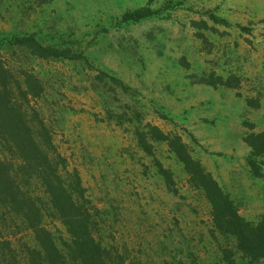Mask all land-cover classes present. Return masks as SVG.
<instances>
[{
  "label": "rangeland",
  "instance_id": "obj_1",
  "mask_svg": "<svg viewBox=\"0 0 264 264\" xmlns=\"http://www.w3.org/2000/svg\"><path fill=\"white\" fill-rule=\"evenodd\" d=\"M144 8L154 14L123 21ZM14 35L83 57L2 52L9 68L44 84L34 106L99 213L102 244L126 263L224 264V250L241 263L167 143L146 137L147 155L138 135L154 127L179 137L242 218L264 219V156L257 175L244 143L264 132V0H0V37ZM100 72L126 90H112ZM211 74L232 87L198 84ZM47 227L65 237L57 222Z\"/></svg>",
  "mask_w": 264,
  "mask_h": 264
},
{
  "label": "trees",
  "instance_id": "obj_2",
  "mask_svg": "<svg viewBox=\"0 0 264 264\" xmlns=\"http://www.w3.org/2000/svg\"><path fill=\"white\" fill-rule=\"evenodd\" d=\"M44 4L47 0H34ZM154 13L148 8L127 12L124 22L137 23ZM12 50L42 61H75L83 58L69 48L45 45L35 35L0 37V264H141L124 262L100 239L99 213L85 196L77 171H68L52 133L34 102L44 95V84L33 73L14 71L2 59ZM107 77L100 72L99 80ZM112 90L124 85L107 77ZM106 80V79H105ZM198 84L231 88L230 78L211 74ZM122 119L121 117L118 118ZM139 134L138 145L152 153L151 142L167 143L182 164L189 182L199 189L211 207L215 230L235 241L242 264H264V219L252 223L237 208L213 177L193 160L179 137L170 139L156 128ZM152 137V138H151ZM247 160L256 174L257 159L264 156V132L249 135ZM57 222L65 237L47 225ZM29 236L30 241H26ZM224 264H241L231 250L222 251Z\"/></svg>",
  "mask_w": 264,
  "mask_h": 264
}]
</instances>
